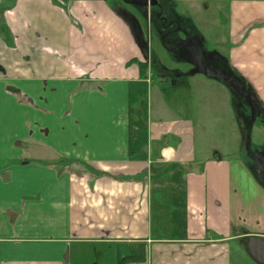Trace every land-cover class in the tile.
Listing matches in <instances>:
<instances>
[{"label":"crops","instance_id":"0c3cea01","mask_svg":"<svg viewBox=\"0 0 264 264\" xmlns=\"http://www.w3.org/2000/svg\"><path fill=\"white\" fill-rule=\"evenodd\" d=\"M144 1L0 0V264H234L237 241L258 264L264 184L218 77L264 110V0Z\"/></svg>","mask_w":264,"mask_h":264},{"label":"rangeland","instance_id":"374dc122","mask_svg":"<svg viewBox=\"0 0 264 264\" xmlns=\"http://www.w3.org/2000/svg\"><path fill=\"white\" fill-rule=\"evenodd\" d=\"M113 5L119 6L124 13L127 14V12L134 11L135 6L132 4H127L123 2L122 0H110ZM11 7L7 5V3L0 2V24L6 25L7 20L5 19V16L7 12L10 10ZM127 18H130L129 16H126ZM141 24V23H140ZM147 33L149 34L148 38H150L151 44H152V50L153 53L157 55L159 51H161V45L159 43V36L158 32L156 31V27L153 24L152 32H150V24L147 25ZM204 41V52H214L217 51V48L214 46V44L211 42V39L206 36ZM203 51V50H202ZM154 55L156 58L158 56ZM165 63L171 70L174 72V75L177 73H180L183 69L188 70L192 68H198L197 64H187V63H181L180 61H177L175 58H169L166 59ZM193 62V61H192ZM200 67L204 68L203 64L199 65ZM226 83L229 87V91L232 98V109L235 113V118L237 122L239 123V127L243 129L245 132H253L252 133V144L250 145V150L252 153L258 158L261 159L264 163V144H262V140H264V131L261 129H264V117L253 112L250 100L248 101L247 95L242 92L241 90H238L234 84H232L229 81H226L222 79L221 77H218ZM240 84L242 83L239 79H237ZM244 85V84H243ZM244 89H247L246 86H243ZM251 99L256 106L260 107L261 105L255 100L253 96H251ZM240 157L242 158L243 162L247 165V167L254 173L255 169H257V164L254 159L249 157L247 149H243L239 153ZM255 177L257 178V175L255 173ZM258 182L262 184L260 179H258ZM240 247L239 242H235L234 244H230V250H231V259L234 261V264H239V260L241 261V264H255L247 254H245L244 250L241 254L236 251V248Z\"/></svg>","mask_w":264,"mask_h":264},{"label":"water","instance_id":"95a60500","mask_svg":"<svg viewBox=\"0 0 264 264\" xmlns=\"http://www.w3.org/2000/svg\"><path fill=\"white\" fill-rule=\"evenodd\" d=\"M144 3L146 5H151V6L157 5L156 0H145ZM234 83H235L236 87L238 88V90H241L240 86L238 85V82L234 81ZM244 93L247 95V97L250 100V105H251L252 110L255 113L264 117V110L261 107H258L253 103L251 96L249 94H247L246 92H244ZM246 248H247V251H248L250 257L256 263L264 264V241L263 240H261L257 237H250L248 242H247Z\"/></svg>","mask_w":264,"mask_h":264},{"label":"trees","instance_id":"16d2710c","mask_svg":"<svg viewBox=\"0 0 264 264\" xmlns=\"http://www.w3.org/2000/svg\"><path fill=\"white\" fill-rule=\"evenodd\" d=\"M138 67L141 69V73H144V68H145V64H142V63H138L137 64ZM242 82V81H241ZM239 86L241 88V90L243 92H246L247 94L248 93V89H244L243 88V82L240 84L239 82ZM246 86V85H245ZM247 88V87H246ZM251 95V94H250ZM252 96V95H251ZM248 101H249V98L247 97ZM250 102V101H249ZM256 105V104H255ZM254 112V111H253ZM249 136H250V132H245L243 129H241V146L239 148V152L243 149H247V143H248V140H249ZM248 150V149H247ZM125 261H132V262H144L145 261V255H136V256H124L123 259H119L118 263L119 264H125L124 262Z\"/></svg>","mask_w":264,"mask_h":264},{"label":"flooded vegetation","instance_id":"af4514ba","mask_svg":"<svg viewBox=\"0 0 264 264\" xmlns=\"http://www.w3.org/2000/svg\"><path fill=\"white\" fill-rule=\"evenodd\" d=\"M122 1L123 2L129 1L131 3H137L139 0H122ZM142 3H143V1H142ZM248 155L252 159H254V161H256L257 169L254 170L255 171L254 173H256L257 178L260 179V181L264 184V163H263V161L261 159H258L253 153L252 154L248 153Z\"/></svg>","mask_w":264,"mask_h":264}]
</instances>
